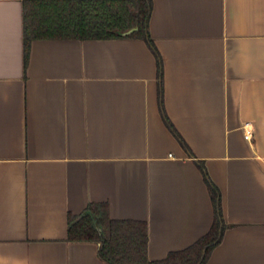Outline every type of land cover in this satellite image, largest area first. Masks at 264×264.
I'll return each mask as SVG.
<instances>
[{
	"label": "crops",
	"instance_id": "obj_1",
	"mask_svg": "<svg viewBox=\"0 0 264 264\" xmlns=\"http://www.w3.org/2000/svg\"><path fill=\"white\" fill-rule=\"evenodd\" d=\"M25 1L0 0V264H108L69 237L90 203L162 259L210 230L212 189L205 264H264V0H152L161 65L140 36L26 50Z\"/></svg>",
	"mask_w": 264,
	"mask_h": 264
},
{
	"label": "trees",
	"instance_id": "obj_2",
	"mask_svg": "<svg viewBox=\"0 0 264 264\" xmlns=\"http://www.w3.org/2000/svg\"><path fill=\"white\" fill-rule=\"evenodd\" d=\"M152 0H26L24 40L26 50L34 38H114L140 36L158 56L149 31ZM136 27L132 32L127 30ZM163 110V100H161ZM164 113V110H163ZM168 125L175 131L164 113ZM176 132V131H175ZM180 140L182 138L179 136ZM215 220L210 230L190 246L171 251L162 259L148 254V225L143 220L115 219L104 204L90 203L70 226L73 240L99 241V255L108 264H205L222 240L226 223L220 193L212 189Z\"/></svg>",
	"mask_w": 264,
	"mask_h": 264
},
{
	"label": "built area",
	"instance_id": "obj_3",
	"mask_svg": "<svg viewBox=\"0 0 264 264\" xmlns=\"http://www.w3.org/2000/svg\"><path fill=\"white\" fill-rule=\"evenodd\" d=\"M244 133H245V137L248 140H252L254 137V129H253V125L250 122H247L244 124Z\"/></svg>",
	"mask_w": 264,
	"mask_h": 264
},
{
	"label": "water",
	"instance_id": "obj_4",
	"mask_svg": "<svg viewBox=\"0 0 264 264\" xmlns=\"http://www.w3.org/2000/svg\"><path fill=\"white\" fill-rule=\"evenodd\" d=\"M136 29V27H134V28H131V29H129V30H127L126 32H124L125 34H128V33H130V32H132L133 30H135Z\"/></svg>",
	"mask_w": 264,
	"mask_h": 264
}]
</instances>
